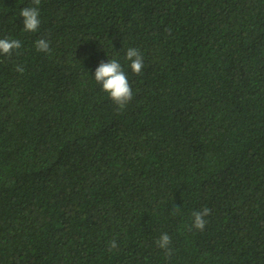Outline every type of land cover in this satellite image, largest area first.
Returning <instances> with one entry per match:
<instances>
[{"label": "trees", "instance_id": "trees-1", "mask_svg": "<svg viewBox=\"0 0 264 264\" xmlns=\"http://www.w3.org/2000/svg\"><path fill=\"white\" fill-rule=\"evenodd\" d=\"M31 6L0 0V264H264V0H41L25 32Z\"/></svg>", "mask_w": 264, "mask_h": 264}, {"label": "clouds", "instance_id": "clouds-1", "mask_svg": "<svg viewBox=\"0 0 264 264\" xmlns=\"http://www.w3.org/2000/svg\"><path fill=\"white\" fill-rule=\"evenodd\" d=\"M41 0H32L33 6L23 7L20 10V17L23 18V31L36 32L40 26L39 19V5ZM35 47L39 52H50V46L45 39H38ZM21 48V42L16 39H0V54L11 55L13 50ZM125 59L130 62L131 71L137 75L141 74L144 68L143 56L136 48H128ZM17 71L23 72V67L18 66ZM94 79L97 84L101 85L102 90L105 91L111 100L123 109L126 104L132 99V87L129 83L128 76L122 68L121 63L117 59H111L107 62L101 61L94 72ZM175 211V210H174ZM211 209L205 207L201 210L192 213V226L198 230H203L207 221L204 217L210 215ZM171 244V237L164 233L156 241V245L165 250L167 256L172 255L169 247ZM116 242H110V247L115 248Z\"/></svg>", "mask_w": 264, "mask_h": 264}]
</instances>
